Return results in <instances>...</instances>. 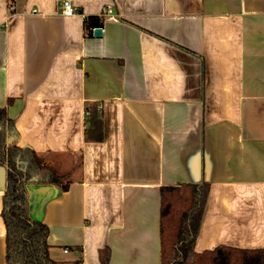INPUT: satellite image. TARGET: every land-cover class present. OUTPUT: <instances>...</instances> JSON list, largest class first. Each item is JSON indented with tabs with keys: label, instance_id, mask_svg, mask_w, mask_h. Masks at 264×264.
I'll return each instance as SVG.
<instances>
[{
	"label": "crops",
	"instance_id": "0c3cea01",
	"mask_svg": "<svg viewBox=\"0 0 264 264\" xmlns=\"http://www.w3.org/2000/svg\"><path fill=\"white\" fill-rule=\"evenodd\" d=\"M62 1L0 0V108L70 181L29 185L49 256L161 264L160 187L203 179L195 250L264 248V0Z\"/></svg>",
	"mask_w": 264,
	"mask_h": 264
},
{
	"label": "trees",
	"instance_id": "16d2710c",
	"mask_svg": "<svg viewBox=\"0 0 264 264\" xmlns=\"http://www.w3.org/2000/svg\"><path fill=\"white\" fill-rule=\"evenodd\" d=\"M86 22L100 23L90 16ZM93 115H91L92 118ZM0 167H5L1 218L5 227L6 264H61L48 254V227L29 214L27 185H55L66 189V173L34 150L17 144L13 120L0 108ZM210 184L182 183L160 187L161 264H264V248H238L219 244L194 248ZM109 249L99 250V264H110Z\"/></svg>",
	"mask_w": 264,
	"mask_h": 264
},
{
	"label": "built area",
	"instance_id": "2783aa9c",
	"mask_svg": "<svg viewBox=\"0 0 264 264\" xmlns=\"http://www.w3.org/2000/svg\"><path fill=\"white\" fill-rule=\"evenodd\" d=\"M10 8H12V6ZM77 12L78 10L72 5V3L69 0L62 1V13L64 15H72ZM101 16H112V11H111L110 6H105L102 9Z\"/></svg>",
	"mask_w": 264,
	"mask_h": 264
},
{
	"label": "water",
	"instance_id": "95a60500",
	"mask_svg": "<svg viewBox=\"0 0 264 264\" xmlns=\"http://www.w3.org/2000/svg\"><path fill=\"white\" fill-rule=\"evenodd\" d=\"M91 27L93 28V33L94 35H100L101 32H102V26L100 23L98 22H93L91 24ZM26 189H27V194H28V203H29V206H30V196H31V192H30V188H29V185L26 186ZM29 214L32 218H34V216L32 215V213H30V209H29ZM36 219V218H34Z\"/></svg>",
	"mask_w": 264,
	"mask_h": 264
}]
</instances>
